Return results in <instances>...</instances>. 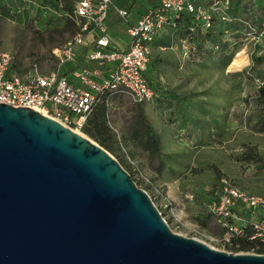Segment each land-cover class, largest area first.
<instances>
[{"label":"water","instance_id":"water-1","mask_svg":"<svg viewBox=\"0 0 264 264\" xmlns=\"http://www.w3.org/2000/svg\"><path fill=\"white\" fill-rule=\"evenodd\" d=\"M0 264H264L175 232L83 131L0 102Z\"/></svg>","mask_w":264,"mask_h":264},{"label":"rangeland","instance_id":"rangeland-1","mask_svg":"<svg viewBox=\"0 0 264 264\" xmlns=\"http://www.w3.org/2000/svg\"><path fill=\"white\" fill-rule=\"evenodd\" d=\"M53 1H46L48 7H41V0H0V50L13 52L19 71L27 70L34 62L44 70L56 68L55 49L75 34L76 25L70 15L50 7ZM157 3L158 0H139L134 8ZM123 22L125 31L119 34L126 36L128 42L127 24ZM263 35H249L226 72L212 67L186 66L184 82L205 91L202 97L216 109L219 106L222 115H216L219 119H224L226 113L231 119L225 133L219 129V135L216 136V130L210 134L214 139L207 134L201 137L195 134L189 139L179 137L182 134L178 126L164 123V111L150 101L136 102L129 95L120 94L109 103L111 122L121 137L115 145L118 155L115 157L123 162L137 184L147 190L171 228L226 251L231 250L213 238L220 237L223 230L208 212L204 198L212 188L219 187L223 178L250 192L264 194V130L257 123L264 117V110L249 101V92L255 94L256 77H259L254 76L256 73L251 67L264 69V59H256L264 54ZM157 57L152 52L151 64L159 73L163 66L157 64ZM165 71L163 77L159 74L155 77L154 86L157 87V80L171 81V86L182 80L180 73H174L173 69ZM234 71H238L236 76L230 74ZM141 108L160 131V155L150 154L139 142L130 139Z\"/></svg>","mask_w":264,"mask_h":264},{"label":"built area","instance_id":"built-area-1","mask_svg":"<svg viewBox=\"0 0 264 264\" xmlns=\"http://www.w3.org/2000/svg\"><path fill=\"white\" fill-rule=\"evenodd\" d=\"M111 9L128 20V8L118 5L115 0H75L71 17L79 30L63 46L55 49L57 67L48 71L42 70L37 62L27 70L19 71L14 65L13 52L0 50V102L33 107L82 131L89 113L100 99V93L126 94L136 102L155 99L156 91L145 74L150 60V45L174 13L194 12L206 25H211L214 14L223 20L231 19L229 0L210 3L158 0L156 5L148 7L129 24L128 47L105 50L111 44L107 26ZM91 33L95 34L96 42L95 47L87 52L88 60H95L99 66L111 62L113 66L103 73L100 68L84 63L72 69L76 78L72 80L60 67L67 61H76L77 47L84 44ZM262 84L264 79L256 77V85ZM216 194L208 208L223 233L213 238L225 248L233 238H244L253 246L238 252L264 253V195L245 190L226 178L221 180Z\"/></svg>","mask_w":264,"mask_h":264},{"label":"trees","instance_id":"trees-1","mask_svg":"<svg viewBox=\"0 0 264 264\" xmlns=\"http://www.w3.org/2000/svg\"><path fill=\"white\" fill-rule=\"evenodd\" d=\"M41 1L39 6L48 7L49 3L47 2L51 0ZM194 1L210 3L213 0ZM50 5L55 10H61L60 13L69 14L71 17L75 0H54L53 4L51 2ZM237 9L240 13L236 11ZM228 10L231 15L230 20H223L217 14H214L211 25H206L205 21L197 18L194 12L187 10L176 12L165 26L170 27L176 39L183 42L190 57L199 60L208 58L212 62L215 60L227 64L234 58L250 34L260 35L264 30V0H229ZM70 20L76 25L75 33H77L79 30L78 24L72 17ZM257 60H261V58H257ZM112 66V64H108L107 67L103 68L110 70ZM251 69L256 73L254 76L264 79V69L256 67H251ZM145 74L149 79L148 73ZM149 81L156 91V101L158 106L164 111L163 116L166 120L168 119L167 122L174 126L176 125V127L178 126L182 134L179 137L189 139L195 134L198 136L207 134L209 138L214 139L210 136L211 133L215 132L214 130L217 132L216 136L220 134L218 130L221 124L215 116L216 108L210 105L211 103L205 102L202 99L196 101L192 94L188 92L182 93L169 88H162L160 91L153 85L151 78ZM249 93H251L249 101L264 110V84L256 87L255 94H253V91ZM116 95L120 94L110 95L108 92L100 93L99 101L89 113L81 130L117 157L115 145L118 144V137L110 124L111 119L109 115L110 100ZM257 123L264 130V117L259 118ZM136 124L133 127L130 139L139 142L143 149L150 152V154L160 155L162 152L160 132L157 131L142 108L140 109V119ZM197 131H201V133H197ZM119 161L124 166L123 162ZM218 188V186L212 188L204 198V205L207 208L211 199L216 197ZM208 212L212 214L210 210ZM252 246V242L244 238H233L232 242L227 245V248L239 251L249 250Z\"/></svg>","mask_w":264,"mask_h":264},{"label":"crops","instance_id":"crops-1","mask_svg":"<svg viewBox=\"0 0 264 264\" xmlns=\"http://www.w3.org/2000/svg\"><path fill=\"white\" fill-rule=\"evenodd\" d=\"M115 2L118 5L125 6L128 8L129 17H128V20H125V19L121 18L114 9H111L109 11V15L107 18V26H108V34H109V37L111 40V44L109 46H107L105 48V50H110L111 48L124 49V48L128 47L129 41L127 42L126 36L122 37L119 34V32H121L122 30L125 31L124 27L122 26L124 23L123 21L126 22L127 28H128L130 23L135 22L143 14V12L149 6L152 5V4H149V6H147L145 8H141L140 6H138L137 8H134V6L139 2V0H115ZM111 28H113L114 30H111ZM263 33H264V30L261 32V34H263ZM263 37H264V35H263ZM86 40L87 41L84 44H81L77 47L76 61L73 63H70V64L64 63L60 67L61 71L64 74H66L68 77H70L72 80H76V78L74 77V75L72 73V69L75 67H79V66L83 65L84 63L89 67L100 68L103 71V73H107L109 71L108 68L106 69L103 67H105V66L107 67L108 64L111 65V62H106L104 65L99 66L95 60L89 61L87 58V52L91 48L95 47V42H96L95 34L91 33L90 35H87ZM244 43H243L242 47L244 46ZM150 47H151L150 60L148 61L145 73L148 72V75L150 76L152 81L156 80L155 77L158 74L163 77V73L166 72L165 70L171 71V69H173L174 73H180L179 78H182V80L183 79L186 80L187 76H185L186 73H184L186 66L188 68H190V67L196 68V67L200 66V68H203V69H206L207 67L208 68L212 67L213 69H218L219 71L226 72L228 65L232 61L231 60L230 62L225 64L223 62L215 61V60H214V62H212V60L208 59V58H206L204 60H199V59H194V58L190 57L187 53L186 46L183 44V42H181V40L176 39V36L172 33L171 28L168 26L164 27L163 31L155 38V40L151 43ZM242 47L240 49H242ZM152 52L155 53L156 56H158L155 59L157 64H162V66H163V69L159 73L156 70L157 67L153 66V62L151 64ZM257 58L264 59V54L256 56V59ZM183 64H185L184 70H182ZM41 69L44 70L42 67H41ZM44 71H48V70H44ZM230 74L231 75L233 74L234 76H236L238 74V71H234ZM189 78H191V74H189ZM174 80L177 81L178 79L174 78ZM182 80L180 81V83H178L174 86L170 85L171 81H170V83H169V81L164 83L163 81L160 82L159 80H157V82H156L157 88L160 91L162 90V88L163 89L169 88V89H174V90H176L178 92H182V93L188 92L189 94H192V96L194 97V99L196 101L199 99H202L205 102L207 101L205 98H203L204 97L203 94L205 93V91H198V89H196V87H194V88L189 87L188 83L184 82V80L183 81ZM150 102H152L153 104H156V106H158V103L156 101V97L153 101H150ZM216 115H219L220 117H222V115L219 111V106H218V109H216ZM217 119L221 124V127H220L221 130L220 131H224V133H225V131L230 128L229 126H230V120L231 119L228 118L227 113L224 114V119H219V117H217ZM164 123L168 124L169 122H167V120H166ZM110 124L113 127V130L116 132L117 137H120L119 132L113 126L111 120H110ZM153 125L156 127L155 124H153ZM171 125H173V124H171ZM156 129L158 132H160L158 130V128H156ZM197 133H201V131H197ZM201 136H204V135H201ZM201 136H199V137H201ZM257 194H261V193H257Z\"/></svg>","mask_w":264,"mask_h":264}]
</instances>
